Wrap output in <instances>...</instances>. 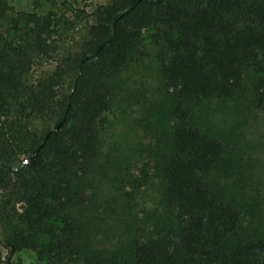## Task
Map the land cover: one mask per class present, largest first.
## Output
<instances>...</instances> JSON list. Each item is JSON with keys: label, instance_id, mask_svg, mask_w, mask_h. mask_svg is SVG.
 Here are the masks:
<instances>
[{"label": "trees", "instance_id": "16d2710c", "mask_svg": "<svg viewBox=\"0 0 264 264\" xmlns=\"http://www.w3.org/2000/svg\"><path fill=\"white\" fill-rule=\"evenodd\" d=\"M92 16L78 49L31 81L35 60L57 51L58 24L51 13L13 11L0 0L4 264L23 248L50 264H264L259 243L239 230L237 209L206 186L222 144L191 122L193 102L232 97L247 70L264 112V0H108ZM145 39L157 47L171 100L172 142L162 164L169 215L124 247L103 251L84 223L88 184L111 104L109 81L137 59ZM36 148L33 163L2 166L20 164Z\"/></svg>", "mask_w": 264, "mask_h": 264}, {"label": "rangeland", "instance_id": "374dc122", "mask_svg": "<svg viewBox=\"0 0 264 264\" xmlns=\"http://www.w3.org/2000/svg\"><path fill=\"white\" fill-rule=\"evenodd\" d=\"M107 1L9 0L13 11L51 13L58 24L57 51L35 60L31 81L78 49L95 7ZM255 76L247 70L243 85L230 98L193 102L191 122L223 148L205 176L206 186L237 209L240 232L256 240L264 255V112L253 99ZM109 86L111 104L104 115L100 154L88 184L91 209L84 214L89 235L103 251L120 249L132 237L167 220L162 164L172 142L171 100L160 76L157 47L150 40H144L141 54L113 76ZM1 241L0 225V264H4L8 248ZM11 261L50 264L27 248L14 252ZM59 264L84 263L76 259Z\"/></svg>", "mask_w": 264, "mask_h": 264}, {"label": "water", "instance_id": "95a60500", "mask_svg": "<svg viewBox=\"0 0 264 264\" xmlns=\"http://www.w3.org/2000/svg\"><path fill=\"white\" fill-rule=\"evenodd\" d=\"M100 47H101V45H99L98 48H100ZM96 52H97V49L93 50L91 53H89V56L95 55ZM84 58H87V56H85ZM60 125H61V122L56 123L54 125V129L53 130L56 131L60 127ZM38 150H39V148H36L33 153H31L30 155H27V156L23 157L22 160H21V163L18 164V165L2 164V166L3 167L11 168L13 170H18V169H20L23 166V164H31V163H33L34 160H35V158H36V156H37Z\"/></svg>", "mask_w": 264, "mask_h": 264}]
</instances>
